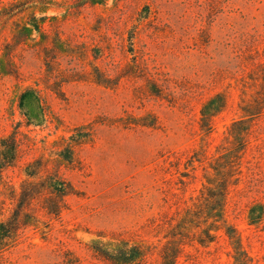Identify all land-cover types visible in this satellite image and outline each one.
<instances>
[{"label":"rangeland","instance_id":"rangeland-1","mask_svg":"<svg viewBox=\"0 0 264 264\" xmlns=\"http://www.w3.org/2000/svg\"><path fill=\"white\" fill-rule=\"evenodd\" d=\"M47 3L0 13V264H107L95 249L158 241L153 225L174 208L180 181L185 198L197 194L239 114L240 88L253 86L248 95L261 83L264 0ZM32 13L41 32L27 24ZM11 31L23 43L6 74L1 42ZM217 92L226 106L207 158L191 165L200 107ZM251 124L227 221L264 264V115ZM251 206L262 208L254 225ZM230 251L219 232L208 246L187 244L176 264H231Z\"/></svg>","mask_w":264,"mask_h":264},{"label":"trees","instance_id":"trees-1","mask_svg":"<svg viewBox=\"0 0 264 264\" xmlns=\"http://www.w3.org/2000/svg\"><path fill=\"white\" fill-rule=\"evenodd\" d=\"M48 1L0 0L2 6L0 13L10 19L15 17V12H20L27 3L39 4L45 8L48 6L46 4H50L47 3ZM41 18L45 19L47 16L42 15ZM27 24L35 31L41 32L42 23L37 22L33 13ZM23 30L27 31L26 27H22L19 31ZM20 37L21 33L11 31L10 35L2 38L1 49L5 59L6 74H14L18 70L10 53L14 49L13 46L23 43ZM22 40H25V37ZM37 45L40 44L37 43ZM40 52H43L42 48ZM260 70L261 83L256 89L254 87L253 92L246 95L253 86L249 88L245 84L241 85L242 97L237 103L239 114L236 118H232L226 126L220 140L214 146L213 155L207 159V165L202 166L204 181L197 194L185 198L186 185L182 181H180V187H175L178 191L175 197L178 200L174 203V208L171 212H164L160 222L153 225V230L157 233L155 236L159 238L158 241L155 244L144 245L120 239L113 244V247L103 246L95 249L96 258L102 259L107 264H147L151 258L155 264H176L187 244L197 243L201 246H208L217 241L219 232H223L231 247L229 255L232 258L231 264H257L242 246L236 228L228 223L227 208L230 194L235 191L243 176L244 155L253 132L251 122L264 115V66ZM258 72V70H251L248 79L255 82L259 77ZM24 97V94L20 96V104L23 103ZM226 100L225 92H217L201 105L198 129L202 136L199 148L192 151L191 165L194 161L201 163L204 158H207L205 155L209 142L206 139L215 127V117L226 106ZM246 217L249 224H257L262 217V208L259 213L255 211L254 206H251L248 208Z\"/></svg>","mask_w":264,"mask_h":264}]
</instances>
